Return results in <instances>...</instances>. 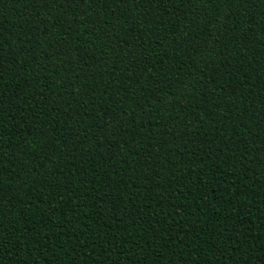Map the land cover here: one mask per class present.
I'll use <instances>...</instances> for the list:
<instances>
[{
	"label": "trees",
	"instance_id": "1",
	"mask_svg": "<svg viewBox=\"0 0 264 264\" xmlns=\"http://www.w3.org/2000/svg\"><path fill=\"white\" fill-rule=\"evenodd\" d=\"M0 264H264V0H0Z\"/></svg>",
	"mask_w": 264,
	"mask_h": 264
}]
</instances>
